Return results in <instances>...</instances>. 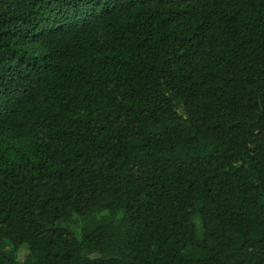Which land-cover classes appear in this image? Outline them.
<instances>
[{
    "label": "trees",
    "instance_id": "trees-1",
    "mask_svg": "<svg viewBox=\"0 0 264 264\" xmlns=\"http://www.w3.org/2000/svg\"><path fill=\"white\" fill-rule=\"evenodd\" d=\"M0 264H264V0H0Z\"/></svg>",
    "mask_w": 264,
    "mask_h": 264
}]
</instances>
